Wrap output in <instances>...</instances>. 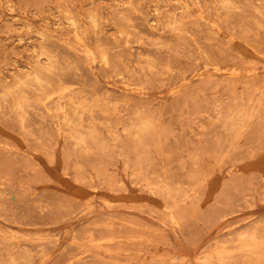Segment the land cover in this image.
<instances>
[{"label": "rangeland", "instance_id": "1", "mask_svg": "<svg viewBox=\"0 0 264 264\" xmlns=\"http://www.w3.org/2000/svg\"><path fill=\"white\" fill-rule=\"evenodd\" d=\"M0 264H264V0H0Z\"/></svg>", "mask_w": 264, "mask_h": 264}, {"label": "bare ground", "instance_id": "2", "mask_svg": "<svg viewBox=\"0 0 264 264\" xmlns=\"http://www.w3.org/2000/svg\"><path fill=\"white\" fill-rule=\"evenodd\" d=\"M121 37V36H120Z\"/></svg>", "mask_w": 264, "mask_h": 264}]
</instances>
